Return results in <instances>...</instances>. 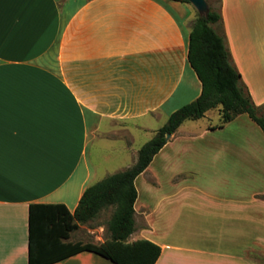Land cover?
Returning <instances> with one entry per match:
<instances>
[{"label":"crops","instance_id":"0c3cea01","mask_svg":"<svg viewBox=\"0 0 264 264\" xmlns=\"http://www.w3.org/2000/svg\"><path fill=\"white\" fill-rule=\"evenodd\" d=\"M219 1L233 64L262 108L264 0ZM191 24L174 0H0V264H28L31 204L73 213L112 175L104 164L136 163L133 133L154 136L200 96ZM206 114L134 180L128 241L158 245L154 264H264V133L246 114L221 127ZM83 225L62 242H104ZM51 264L114 263L80 251Z\"/></svg>","mask_w":264,"mask_h":264},{"label":"trees","instance_id":"16d2710c","mask_svg":"<svg viewBox=\"0 0 264 264\" xmlns=\"http://www.w3.org/2000/svg\"><path fill=\"white\" fill-rule=\"evenodd\" d=\"M189 3L187 0H174ZM209 6V5H208ZM222 22L220 1L217 10L209 6L206 17L199 15L191 24L187 58L201 82L200 96L174 111L152 139L139 150L136 163L89 186L79 204L70 213L63 204H31L28 215V264H51L78 253L91 251L114 264H154L160 247L149 240L128 241L134 232V203L137 191L134 180L148 167L153 157L187 120H198L218 109V127L246 114L264 133V116L252 101L233 64L226 37L219 29ZM113 208L108 222L109 237L102 243H63L69 234Z\"/></svg>","mask_w":264,"mask_h":264},{"label":"rangeland","instance_id":"374dc122","mask_svg":"<svg viewBox=\"0 0 264 264\" xmlns=\"http://www.w3.org/2000/svg\"><path fill=\"white\" fill-rule=\"evenodd\" d=\"M206 1H207L208 5L211 6L213 9H215V10L218 9L219 0H206ZM186 4H187V7L190 9L192 22H193V20L199 14L196 11V9L190 3H186ZM258 115L264 116V106L259 110ZM219 118L220 117H218V109H215V110H210L206 114V118L204 120L205 121L211 120L214 122V121H217ZM165 123H166L165 120H157L154 127H156V129H160ZM133 135H135V138L133 139L134 142L132 143V149L137 150V151L144 145L145 142L148 141V139H150L153 136V134L150 135L148 132H147V134H145L141 131H137V132L133 133ZM128 157H130V159H131L132 155H128ZM130 159L127 160V158H126V162H124L125 159H123V161H122L123 163H121V162L119 163L118 161H115V162H111L109 164H104L101 167V171H103L104 173L113 174L116 171H118L120 168L124 167L126 165V163H129L127 161H129ZM112 213H113V208H108V209L101 211L96 219H94L91 222L84 224L81 231L83 233H85L87 236H89L91 239H94L96 237H99L101 239L108 238L109 232H108L107 228H108V222L111 218ZM88 229L94 230V232L90 233V232H88Z\"/></svg>","mask_w":264,"mask_h":264},{"label":"water","instance_id":"95a60500","mask_svg":"<svg viewBox=\"0 0 264 264\" xmlns=\"http://www.w3.org/2000/svg\"><path fill=\"white\" fill-rule=\"evenodd\" d=\"M198 12L199 16L206 17L209 13V6L206 0H187ZM170 134L166 135V139L170 138Z\"/></svg>","mask_w":264,"mask_h":264}]
</instances>
